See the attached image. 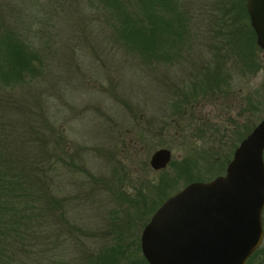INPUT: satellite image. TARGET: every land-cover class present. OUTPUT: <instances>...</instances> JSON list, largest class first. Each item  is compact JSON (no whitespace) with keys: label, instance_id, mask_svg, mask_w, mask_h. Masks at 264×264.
<instances>
[{"label":"rangeland","instance_id":"rangeland-1","mask_svg":"<svg viewBox=\"0 0 264 264\" xmlns=\"http://www.w3.org/2000/svg\"><path fill=\"white\" fill-rule=\"evenodd\" d=\"M195 1L197 25V17L213 7L208 0ZM0 8L6 19L28 30L46 56L43 76L24 91L5 96L0 112L23 125L39 127L47 120L53 132L48 139L52 152L66 161L74 157L75 165H57L52 175L53 191L64 199L68 220L76 228L68 240L71 254H65L69 264H86L85 256L80 262L78 253L102 248L110 238L109 216L117 214V222L123 223L126 209L131 216L128 237L138 242L144 218L135 219L134 209L116 196V190L133 197L143 183L157 179L161 169L148 165L154 149L167 148L169 162L196 151L194 158L204 164L199 156L207 158V154L202 151L216 150L212 156L232 154L246 134L245 127L264 117L261 50L257 53L261 70L250 75L230 68L232 80L225 94L197 98L176 114L170 103L191 69L189 63L174 65L165 73L136 63L96 26L88 0H0ZM198 27L196 32H206ZM205 41L199 36L186 57L202 60ZM137 242L127 251L130 260H140Z\"/></svg>","mask_w":264,"mask_h":264},{"label":"trees","instance_id":"trees-1","mask_svg":"<svg viewBox=\"0 0 264 264\" xmlns=\"http://www.w3.org/2000/svg\"><path fill=\"white\" fill-rule=\"evenodd\" d=\"M208 1L213 9L197 17L196 25L195 0H88L96 26L106 30L107 38L136 63L164 73L174 65L189 63L191 69L181 78L170 103L176 114L208 94H225L232 80L230 68L250 75L262 69L257 56L261 49L255 43L244 0ZM198 25L206 29L204 34L194 30ZM21 26L6 19L0 8V108L5 96L24 91L44 73V51ZM202 35L205 56L189 60L186 55ZM41 126L23 125L13 117L9 121L5 111L0 112V264H69L65 254H71L68 240L76 228L68 220L64 199L53 191L52 175L57 165H75L74 157L66 161L52 152L48 139L53 132L47 120ZM253 126L245 127V133ZM212 151L216 150L201 152L207 154V158L199 156L204 164L194 158L196 151L179 161L171 160L167 166L172 170L158 171L157 179L143 183L133 197L123 189L116 190V196L130 203L135 219L144 218L143 227L153 211L179 190L177 184L206 181L223 173L231 151L224 156H212ZM262 159L264 163V149ZM202 168L208 175L203 176ZM122 217L125 221L119 218V223L117 214L109 216V240L90 254L78 253L80 262L83 255L86 264H131L135 260L127 253L137 242L128 237L131 216L127 209ZM136 250L140 253L139 237ZM137 258L133 263L148 264L142 255Z\"/></svg>","mask_w":264,"mask_h":264},{"label":"water","instance_id":"water-1","mask_svg":"<svg viewBox=\"0 0 264 264\" xmlns=\"http://www.w3.org/2000/svg\"><path fill=\"white\" fill-rule=\"evenodd\" d=\"M255 43L264 52V0H244ZM264 117L234 147L222 174L190 182L168 196L139 234L148 264H243L261 240ZM167 148L148 157L165 168Z\"/></svg>","mask_w":264,"mask_h":264},{"label":"flooded vegetation","instance_id":"flooded-vegetation-1","mask_svg":"<svg viewBox=\"0 0 264 264\" xmlns=\"http://www.w3.org/2000/svg\"><path fill=\"white\" fill-rule=\"evenodd\" d=\"M262 53L264 54L263 51H262ZM261 231H262V235H261V240H260L259 244L247 256V258L244 260L243 264H264V205H263V208L261 211Z\"/></svg>","mask_w":264,"mask_h":264}]
</instances>
